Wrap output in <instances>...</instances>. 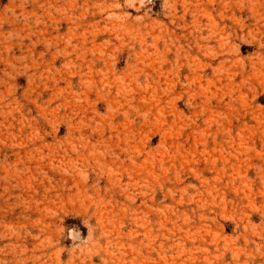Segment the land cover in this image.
Here are the masks:
<instances>
[{
	"label": "rangeland",
	"instance_id": "obj_1",
	"mask_svg": "<svg viewBox=\"0 0 264 264\" xmlns=\"http://www.w3.org/2000/svg\"><path fill=\"white\" fill-rule=\"evenodd\" d=\"M0 264H264V0H0Z\"/></svg>",
	"mask_w": 264,
	"mask_h": 264
}]
</instances>
